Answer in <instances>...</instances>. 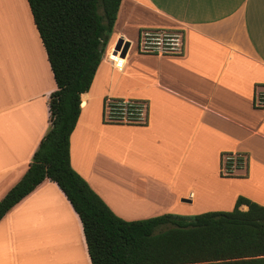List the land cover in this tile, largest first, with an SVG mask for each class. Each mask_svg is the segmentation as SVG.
Segmentation results:
<instances>
[{
    "label": "crops",
    "instance_id": "crops-1",
    "mask_svg": "<svg viewBox=\"0 0 264 264\" xmlns=\"http://www.w3.org/2000/svg\"><path fill=\"white\" fill-rule=\"evenodd\" d=\"M143 28L181 30L182 51H137ZM119 38L130 43L123 55L113 51ZM106 47L81 95L70 162L112 211L137 220L230 210L238 195L264 205V108L253 104L264 87V0H121ZM55 88L27 0H0V199L49 128ZM105 96L146 101V123L105 122ZM226 151L246 153L242 176L220 175ZM0 264H91L80 218L54 181L0 219Z\"/></svg>",
    "mask_w": 264,
    "mask_h": 264
},
{
    "label": "trees",
    "instance_id": "trees-1",
    "mask_svg": "<svg viewBox=\"0 0 264 264\" xmlns=\"http://www.w3.org/2000/svg\"><path fill=\"white\" fill-rule=\"evenodd\" d=\"M120 2L27 0L56 88L48 101L49 128L23 176L0 199V219L49 179L80 218L91 264H264V205L238 195L230 210L126 220L72 167L70 135L80 115L81 95L93 82ZM230 154L221 153L220 175L242 176L232 166L247 168L246 153L223 161Z\"/></svg>",
    "mask_w": 264,
    "mask_h": 264
},
{
    "label": "built area",
    "instance_id": "built-area-1",
    "mask_svg": "<svg viewBox=\"0 0 264 264\" xmlns=\"http://www.w3.org/2000/svg\"><path fill=\"white\" fill-rule=\"evenodd\" d=\"M183 33L179 29L144 28L138 32L135 47L142 53L157 55L178 54L182 51ZM117 67L121 65L116 63ZM254 105L264 108V87L255 90ZM103 120L107 123L139 125L146 123L148 104L146 101L131 98L105 97ZM237 157L230 154L226 159Z\"/></svg>",
    "mask_w": 264,
    "mask_h": 264
},
{
    "label": "rangeland",
    "instance_id": "rangeland-1",
    "mask_svg": "<svg viewBox=\"0 0 264 264\" xmlns=\"http://www.w3.org/2000/svg\"><path fill=\"white\" fill-rule=\"evenodd\" d=\"M17 9V8H16ZM20 11V10H19ZM112 34V33H111ZM110 38V37H109ZM108 41H109V39H108ZM108 43V42H107ZM107 46V45H106ZM106 49H108V47H105V50ZM111 54V53H110ZM111 56H114L113 54H111ZM112 59V58H111ZM105 97H108V96H105ZM232 155H234V153L232 152ZM227 156L228 155H224L223 156V161H225L226 160V158H227ZM232 168H233V172H234V174H238V173H242L243 172V169L242 168H240V169H236L235 168V166L233 165L232 166ZM244 168V167H243ZM222 170L224 171V172H226L225 171V166L222 168ZM220 187H222V188H224V189H227V186H224V184H222V186H220ZM203 195H205V204H208V203H210L211 201H212V199H213V197H214V195H213V192L211 191V190H209V189H204L203 190ZM115 198L117 197V194L114 196ZM118 197L121 199V195L120 194H118ZM124 198V197H123ZM123 198H122V200L121 201H123ZM205 210H214V209H210V208H206V209H204V211ZM203 211V210H202ZM202 211H196V213H190V214H188V215H186V216H189V217H192V216H194L195 214H197V213H199V212H202Z\"/></svg>",
    "mask_w": 264,
    "mask_h": 264
},
{
    "label": "water",
    "instance_id": "water-1",
    "mask_svg": "<svg viewBox=\"0 0 264 264\" xmlns=\"http://www.w3.org/2000/svg\"><path fill=\"white\" fill-rule=\"evenodd\" d=\"M129 44H130L129 41H124L122 38H119L114 45V49H113L114 53L121 52V55H123L126 52ZM182 200L187 201L188 199L182 198Z\"/></svg>",
    "mask_w": 264,
    "mask_h": 264
},
{
    "label": "bare ground",
    "instance_id": "bare-ground-1",
    "mask_svg": "<svg viewBox=\"0 0 264 264\" xmlns=\"http://www.w3.org/2000/svg\"><path fill=\"white\" fill-rule=\"evenodd\" d=\"M13 1H14V3H15L16 0H13ZM110 58L117 60V62H122V59H121L118 55L111 56V54H110ZM139 193H140V192H139ZM139 193H138V195H139ZM141 194H142V192L140 193V196H141ZM143 197H144V196H143ZM122 198H123V196H122L121 199H119V200L121 201Z\"/></svg>",
    "mask_w": 264,
    "mask_h": 264
}]
</instances>
